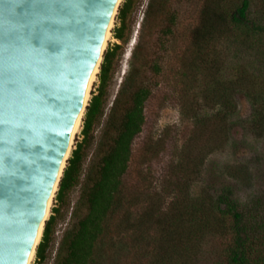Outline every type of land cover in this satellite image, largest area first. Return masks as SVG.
Returning a JSON list of instances; mask_svg holds the SVG:
<instances>
[{
  "label": "trees",
  "instance_id": "16d2710c",
  "mask_svg": "<svg viewBox=\"0 0 264 264\" xmlns=\"http://www.w3.org/2000/svg\"><path fill=\"white\" fill-rule=\"evenodd\" d=\"M131 3L128 0L120 9L122 26L116 31L119 39L124 38ZM224 40L242 49L237 53H252L251 60L237 62L228 75L224 72L227 61L218 53L219 42ZM119 47L116 44L105 53L98 92L85 112L83 139L64 169L56 195L58 202H64L79 182L84 147L104 112L107 84ZM190 52L188 68L204 74L203 96L207 105L216 110L199 117L197 138L172 169V180L168 181L170 201L163 207V201L157 197L156 202L134 217V207L140 200L129 194L125 174L134 140L146 121L145 105L151 94L149 87L140 86L115 120L97 177L85 193L87 213L66 235L57 264H113L112 257L122 253L137 259L130 264H196L203 240L213 234L229 239L222 264H264V217L248 214L229 186L219 192L204 190L197 196L190 191L191 181L207 156L221 146L222 136H229L230 118L237 111L239 93L252 102L254 122L264 129V0H205L199 24L192 30ZM209 123L214 125L209 131L210 142L198 147L200 132L209 129ZM53 211L37 247L38 261L47 257L59 208Z\"/></svg>",
  "mask_w": 264,
  "mask_h": 264
},
{
  "label": "rangeland",
  "instance_id": "374dc122",
  "mask_svg": "<svg viewBox=\"0 0 264 264\" xmlns=\"http://www.w3.org/2000/svg\"><path fill=\"white\" fill-rule=\"evenodd\" d=\"M127 1L119 2L103 51L101 64L105 53L120 44L107 84L104 112L84 147L79 182L62 203L56 200L55 193L48 219L54 208L58 207L59 212L47 257L38 261L36 249L30 264H57L64 251L66 235L87 213L86 190L97 177L115 120L136 88L149 87L151 94L145 105L146 121L134 140L132 158L125 174L129 194L140 200L134 207V217L156 202L157 197L163 201V207L167 205L171 198L168 181L172 180V169L197 138L201 127L199 117L204 118L216 110L207 105L203 96L204 74L188 68L192 30L199 24L205 0H132L123 28L124 38L119 39L116 31L122 26L120 9ZM239 50L242 49L231 45L230 41L219 42L218 53L227 61L224 71L227 75L237 62L252 58V53H237ZM100 71L101 65L91 83L88 104L98 92ZM237 106L230 118L229 136H222L221 146L207 156L200 172L191 181L190 191L197 196L204 190L219 192L229 186L248 214L261 218L264 217V129L254 122L253 104L242 92L237 95ZM85 112L79 130L73 135L68 159L83 139ZM213 126L209 123V129L200 132L196 142L198 147L210 142L209 131ZM129 238H125L127 242L131 241ZM228 240V237L215 234L206 236L196 264H222ZM114 258L113 264H130L137 260L132 254L125 256L123 253Z\"/></svg>",
  "mask_w": 264,
  "mask_h": 264
},
{
  "label": "water",
  "instance_id": "95a60500",
  "mask_svg": "<svg viewBox=\"0 0 264 264\" xmlns=\"http://www.w3.org/2000/svg\"><path fill=\"white\" fill-rule=\"evenodd\" d=\"M118 0H0V264H30Z\"/></svg>",
  "mask_w": 264,
  "mask_h": 264
},
{
  "label": "bare ground",
  "instance_id": "6f19581e",
  "mask_svg": "<svg viewBox=\"0 0 264 264\" xmlns=\"http://www.w3.org/2000/svg\"><path fill=\"white\" fill-rule=\"evenodd\" d=\"M119 2H120V0H118V4H119ZM114 17H115V15H114ZM114 17L112 18V26H113V22H114ZM109 37H110V34H109ZM109 37H108V39H109ZM108 39H107V40H108ZM106 43H107V41H106ZM105 46H106V44H105ZM105 46H104V48H105ZM98 70H99V68L96 67V69L94 70V73H93V75H92V81H91V83L96 79V75H97V73H98ZM89 95H90V93H89ZM81 122H82V115L80 114V116L78 117V119H77V121H76V124H75V127H74V129H73V132H72V136H71V140H70V148H71V145H72V138H73V135L79 130V128H80V126H81ZM52 202H53V195H52V197L50 198L49 203H48V212H47V216H48V214H49V212H50V207H51V205H52ZM34 254H35V252H32V254H31V261H32L33 258H34ZM31 261H30V263H31Z\"/></svg>",
  "mask_w": 264,
  "mask_h": 264
}]
</instances>
